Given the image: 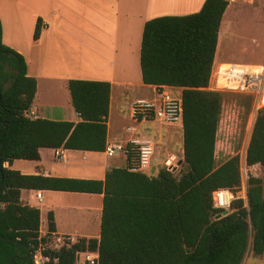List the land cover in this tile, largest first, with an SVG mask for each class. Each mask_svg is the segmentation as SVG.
I'll return each instance as SVG.
<instances>
[{
  "label": "trees",
  "instance_id": "obj_1",
  "mask_svg": "<svg viewBox=\"0 0 264 264\" xmlns=\"http://www.w3.org/2000/svg\"><path fill=\"white\" fill-rule=\"evenodd\" d=\"M226 0H205L185 16L145 22L139 54L144 85L181 89L185 171L166 167L156 176L109 169L103 180L23 175L5 167L38 161L39 149L102 153L106 146L110 84L70 80L67 88L80 122L26 117L36 92L24 58L1 41L0 26V264H34L40 210L23 204L22 190L102 195L98 238H77L44 251L47 264H74L78 253H97L98 264H241L249 246L264 255V177L249 176L247 203L236 199L218 220L211 194L240 186L237 156L216 165L223 93L208 90ZM36 22L33 40L39 38ZM250 99L251 97L248 96ZM245 162L264 170V106L254 117ZM182 164V163H181ZM181 165L179 166V168ZM55 232L47 214V236ZM250 240V243H249Z\"/></svg>",
  "mask_w": 264,
  "mask_h": 264
},
{
  "label": "crops",
  "instance_id": "obj_2",
  "mask_svg": "<svg viewBox=\"0 0 264 264\" xmlns=\"http://www.w3.org/2000/svg\"><path fill=\"white\" fill-rule=\"evenodd\" d=\"M204 1L46 0L47 5L40 4L39 9L34 2L28 3L27 0H5L4 3L0 0L1 41L24 58L27 75L36 80L35 96L28 111L32 116L29 118L76 124L80 118L71 104L68 81L107 82L110 84V97L106 144L126 143L133 137L145 138L138 134V125L142 122L134 124L130 117V106L139 98L153 99L159 88L144 85L141 81L139 54L143 26L161 11L166 16L196 13ZM225 13L226 10L215 55L228 47L246 51L242 32L247 22L232 20L223 31ZM38 19L42 28L38 40L34 41ZM222 40L223 49L220 46ZM215 59L213 66L218 62ZM258 64L264 65V62L252 65ZM168 88L175 95H181L180 88ZM63 152L65 164L54 160L52 149L42 148L39 149L38 161L15 160L10 166L7 163L4 166L23 175L83 180H103L109 169L126 166L123 154L108 158L104 152L65 149ZM23 161L27 165H17ZM86 163L101 166V178L93 177L91 171L72 173L79 172L81 169L78 167L85 169ZM17 166L19 168H13ZM36 192L41 193V201L34 198ZM82 195L97 196V207L80 204L77 199ZM67 198L72 199L67 201ZM20 199L23 204L40 210L43 235L47 234V214L52 212L55 232L51 236L71 237L73 240L99 237L102 195L22 190ZM43 200L44 209L41 205Z\"/></svg>",
  "mask_w": 264,
  "mask_h": 264
},
{
  "label": "rangeland",
  "instance_id": "obj_3",
  "mask_svg": "<svg viewBox=\"0 0 264 264\" xmlns=\"http://www.w3.org/2000/svg\"><path fill=\"white\" fill-rule=\"evenodd\" d=\"M4 3L5 0H1ZM28 3H35L39 8L40 4L45 6L46 0H27ZM228 7L226 9L224 18L223 31L234 22H247L243 26L242 32V44L245 46L244 52L240 49H234L228 47L221 52L216 53L215 57L218 62H238L256 64L264 62V0H227ZM47 5V4H46ZM47 8V6H46ZM40 9V8H39ZM256 9H258L257 12ZM166 16L162 11L158 13L157 17ZM168 16V15H167ZM175 16V15H170ZM221 48L223 40L220 43ZM175 95V93H173ZM223 105L221 111L220 122L218 126L215 146V161L216 165H220L222 162L230 157L237 156L239 159L240 171L243 177L253 176L256 178L264 177V170L259 165L244 167L242 157L245 156L248 141L250 138L252 125L254 121V102L252 98H248L247 95L224 92ZM138 134L149 138L156 144L155 154L153 157L152 169L150 170V176H156L157 172L164 168V163L172 157L176 158V161H183L182 159V130L179 127L162 125L158 122H144L138 125ZM29 162V161H25ZM24 161L17 165H27ZM87 164V163H86ZM85 164V165H86ZM124 163L122 162L121 165ZM13 168H19L13 167ZM81 169L79 172H72L73 174L82 172H92V176L95 178H101L102 168L96 167L92 164H87L85 169ZM182 170L181 167L177 169L175 174ZM84 174V173H83ZM87 174V173H86ZM88 175V174H87ZM241 189L236 190V193H240ZM72 198H67V201ZM77 199V198H75ZM85 206L94 205L96 208L99 202L97 196H85L82 195L79 199ZM41 204V203H40ZM45 201H42V209H44ZM40 237L43 239L42 243L50 241L48 237L43 235V232H39ZM75 241V240H74ZM250 243V240H249ZM241 264H264V255L254 256L250 251V246L245 253Z\"/></svg>",
  "mask_w": 264,
  "mask_h": 264
},
{
  "label": "built area",
  "instance_id": "obj_4",
  "mask_svg": "<svg viewBox=\"0 0 264 264\" xmlns=\"http://www.w3.org/2000/svg\"><path fill=\"white\" fill-rule=\"evenodd\" d=\"M227 1V0H226ZM228 2V1H227ZM153 99H136L130 106V117L134 124L144 122H158L162 125L175 126L182 129V101L181 96L174 95L168 87H157ZM208 90L212 92H232L247 95L253 99L254 115L264 106V65L239 64V63H219L211 69ZM32 113H26V117H31ZM156 144L150 139L133 137L126 143L106 144L104 154L106 157H115L123 154L126 159L127 170L131 173L150 174ZM63 148L52 149L54 160L65 164L66 158ZM246 155V153H245ZM243 165L246 167L245 156L242 157ZM166 169L175 172L179 168V161L175 157L166 160ZM248 167V166H247ZM247 180L240 171V193L229 189H218L212 192L211 199L213 209L217 210L214 219L223 212H231V204L236 199H241L247 203ZM34 198L42 200L40 192H36ZM51 239L44 243L40 242L33 252L34 264H47L48 257L43 256V252L58 251L62 247H67L74 242L71 237H54L44 235ZM41 238V237H40ZM74 264H98L97 253H78Z\"/></svg>",
  "mask_w": 264,
  "mask_h": 264
},
{
  "label": "water",
  "instance_id": "obj_5",
  "mask_svg": "<svg viewBox=\"0 0 264 264\" xmlns=\"http://www.w3.org/2000/svg\"><path fill=\"white\" fill-rule=\"evenodd\" d=\"M181 163H182V161H179V165H181ZM229 214V212H223L221 215H219V216H217L216 217V220H218V219H220V218H222V217H225V216H227Z\"/></svg>",
  "mask_w": 264,
  "mask_h": 264
}]
</instances>
